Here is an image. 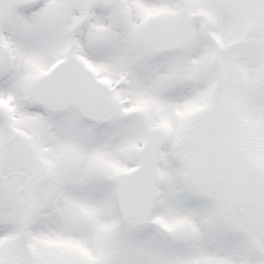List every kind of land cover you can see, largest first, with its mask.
<instances>
[{"label": "snow or ice", "instance_id": "snow-or-ice-1", "mask_svg": "<svg viewBox=\"0 0 264 264\" xmlns=\"http://www.w3.org/2000/svg\"><path fill=\"white\" fill-rule=\"evenodd\" d=\"M0 264H264V0H0Z\"/></svg>", "mask_w": 264, "mask_h": 264}]
</instances>
